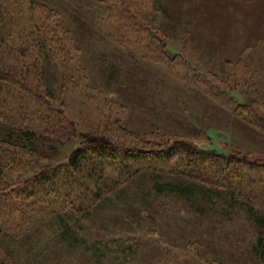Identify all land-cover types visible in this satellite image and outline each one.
<instances>
[{
    "label": "rangeland",
    "instance_id": "obj_1",
    "mask_svg": "<svg viewBox=\"0 0 264 264\" xmlns=\"http://www.w3.org/2000/svg\"><path fill=\"white\" fill-rule=\"evenodd\" d=\"M0 16V69L14 71L22 84L5 89L0 100L54 122L48 130L51 123L34 112L28 117L55 145L50 152L46 143L21 150L9 162L0 158V191L10 193L37 168L65 160L77 137L64 130L75 125L128 146L190 140L221 157L248 156L264 166V131L253 125L264 120V0H0ZM172 54L181 59L167 63ZM209 88L219 99L211 100ZM33 89L41 98L32 97ZM11 93L20 98L10 100ZM13 119L15 112L0 108V127ZM180 161L158 168L175 170ZM261 170L235 171L233 186L223 190L194 183L193 195L183 198L145 196L151 188L141 190L137 179L122 200L127 208L107 203L77 239L136 238L146 259L132 257L129 264H156L158 257L166 264H264L258 243L264 228L255 224L264 215ZM106 173L117 179L118 172ZM26 202L15 210L23 212L19 224L38 212ZM42 225L27 240L0 237L16 264H85L79 242L54 237L62 226Z\"/></svg>",
    "mask_w": 264,
    "mask_h": 264
},
{
    "label": "trees",
    "instance_id": "obj_2",
    "mask_svg": "<svg viewBox=\"0 0 264 264\" xmlns=\"http://www.w3.org/2000/svg\"><path fill=\"white\" fill-rule=\"evenodd\" d=\"M1 38L2 36H0V44L2 43ZM32 47L36 49L34 45ZM44 47L42 44V49L37 51H44ZM180 59L179 54H172L171 57L166 58V61L167 63L176 62ZM15 75L12 70L0 69V99L1 95L7 96L5 89L13 90L17 84L18 86L22 85L18 83ZM202 77L205 80V76L202 75ZM209 92L212 93L209 94L211 100L219 99V93L216 94L210 88ZM11 94L10 100L12 101H15L14 97L20 98V94L14 97L13 93ZM30 94L32 97L41 98V95L34 89ZM241 107L239 106V109ZM0 108L15 112L17 115V120L13 119L9 125L0 127V158H4V162L14 160L11 157L12 154L17 157V153L21 150L30 151L31 149L33 152L45 143L47 146H42L44 149L47 148L49 152L55 150V145H52L54 142L52 137L45 135L46 133L41 134L42 132L38 131V124L33 120H28L29 115L32 116V112H34V116H40L42 122L51 123L52 127H49L48 130L53 129L54 122L40 115V111L27 109L26 111L18 105L6 103V100L4 103L0 100ZM253 123L255 126L259 125L260 127H258L264 131V120L256 118ZM64 132L70 133L72 138L77 137L76 146L69 152L65 160L48 163L45 167L37 168V171L23 180L16 190L13 186L9 187L11 194L4 190L0 191V237L2 235L4 237L7 233L12 238L27 240L32 237L29 233L33 228L39 229L48 220H53L63 227L60 234L54 237L60 238L59 243L63 242L66 237L74 239V242L75 240L79 242L83 248L81 250L85 252V256L80 261L84 260L85 264H129L131 263L130 258L139 259L140 255L143 257L142 246L138 244L139 241L136 238L130 242H121V239H117L116 235L107 233L105 235L97 234L96 237L87 235L82 241L77 239L78 230L84 231V228L87 227L84 223L91 224L96 213L100 212L107 203H111L116 209L127 208L122 200L130 192L134 193L129 191V187H133L137 179L141 178V184H138L141 190H143L142 186L151 188L146 190V193L142 192L145 196L152 193V196L170 195L183 198L193 195L194 188H196L194 183L201 184L206 188L223 190L233 186L231 182L235 171L250 172L262 169L261 171L264 172V166L257 167L248 156L244 158L232 155L221 157L214 153V150L208 151L195 146L190 140H175L173 144L153 142L149 148H145L136 144L128 146L120 139H115L111 135H101L100 132L81 131L76 125L72 129H65ZM2 146L7 147V150H4ZM175 157L181 159L180 165H177L175 170L166 171L158 168V165L172 161ZM117 162L119 165H116ZM222 166L223 171L220 173L215 171L217 167ZM108 168L111 169V172H118L117 179L106 176ZM222 172L223 174H221ZM213 174H217L218 177H213ZM166 175L184 182L166 181L164 180ZM221 175L223 176L220 177ZM145 177L151 181L146 182ZM2 183L0 180V184ZM18 193L22 195H18ZM14 199L20 200L19 205H21V200H27L26 203L38 211L34 218L24 220L19 224L24 216L20 215L18 220L17 215L23 212L19 211L15 214V210H19L20 206L15 203ZM249 202L247 199L246 206ZM253 209L254 207H250V211ZM139 212L148 215L145 210ZM28 217L32 216L28 215ZM67 218L76 220L78 226L70 225L69 221L66 223ZM255 224L264 228V215L256 217ZM133 236L139 237V235ZM258 243L260 244L259 248H262L260 254L264 257L263 239L261 238ZM144 258L146 259L145 256ZM158 259L156 264H166L161 258L158 257ZM15 261L12 254L0 243V264H11L12 262V264H16ZM31 261L36 262L34 258Z\"/></svg>",
    "mask_w": 264,
    "mask_h": 264
}]
</instances>
